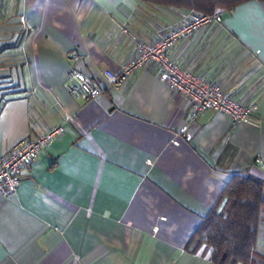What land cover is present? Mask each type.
<instances>
[{
    "label": "crops",
    "instance_id": "1",
    "mask_svg": "<svg viewBox=\"0 0 264 264\" xmlns=\"http://www.w3.org/2000/svg\"><path fill=\"white\" fill-rule=\"evenodd\" d=\"M183 11L145 0H0V155L66 123L17 193L0 194V264H215L187 243L234 175L264 179V0L223 11L169 50L182 69L257 103L248 121L211 109L190 121L188 97L152 62L122 88L103 77L135 56L124 29L155 41ZM72 70L103 93L73 96ZM256 253L264 264V206Z\"/></svg>",
    "mask_w": 264,
    "mask_h": 264
},
{
    "label": "built area",
    "instance_id": "2",
    "mask_svg": "<svg viewBox=\"0 0 264 264\" xmlns=\"http://www.w3.org/2000/svg\"><path fill=\"white\" fill-rule=\"evenodd\" d=\"M222 12L205 14L185 9L181 20L155 41L141 39L132 31L124 29V33L135 44L136 53L133 58L125 61L119 70L103 71L107 87L122 88L130 76L142 69L146 63L152 62L159 67L171 90L188 97L191 105L190 121L196 120L208 109L225 113L231 118L233 125L248 121L258 111L257 103H240L217 82L209 80L205 74L184 70L169 57V50L180 38L189 36L210 23H220ZM20 19L22 22L26 20L25 16ZM67 88L73 96L84 100H95L104 91V87L77 70L70 72ZM188 127L189 124L185 123L180 132L186 134ZM65 131L66 123H63L34 138L18 142L0 155V194L3 197L11 198L17 193L24 171L31 161ZM257 164L264 168L262 159L258 158Z\"/></svg>",
    "mask_w": 264,
    "mask_h": 264
},
{
    "label": "trees",
    "instance_id": "3",
    "mask_svg": "<svg viewBox=\"0 0 264 264\" xmlns=\"http://www.w3.org/2000/svg\"><path fill=\"white\" fill-rule=\"evenodd\" d=\"M145 1L212 14L232 10L250 0ZM263 206L264 179L234 175L186 248L192 253L209 255L215 264H256L258 226Z\"/></svg>",
    "mask_w": 264,
    "mask_h": 264
},
{
    "label": "snow or ice",
    "instance_id": "4",
    "mask_svg": "<svg viewBox=\"0 0 264 264\" xmlns=\"http://www.w3.org/2000/svg\"><path fill=\"white\" fill-rule=\"evenodd\" d=\"M249 7H252L251 5Z\"/></svg>",
    "mask_w": 264,
    "mask_h": 264
}]
</instances>
